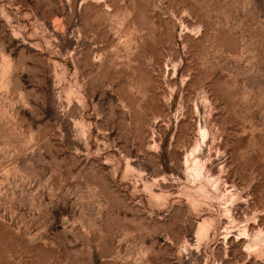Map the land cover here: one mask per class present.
<instances>
[{
    "label": "rangeland",
    "instance_id": "rangeland-1",
    "mask_svg": "<svg viewBox=\"0 0 264 264\" xmlns=\"http://www.w3.org/2000/svg\"><path fill=\"white\" fill-rule=\"evenodd\" d=\"M0 264H264V0H0Z\"/></svg>",
    "mask_w": 264,
    "mask_h": 264
}]
</instances>
